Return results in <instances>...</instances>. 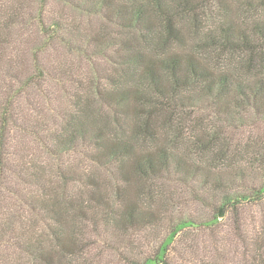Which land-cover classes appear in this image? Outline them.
<instances>
[{"label": "trees", "instance_id": "trees-1", "mask_svg": "<svg viewBox=\"0 0 264 264\" xmlns=\"http://www.w3.org/2000/svg\"><path fill=\"white\" fill-rule=\"evenodd\" d=\"M74 1L102 24L77 37L42 10L43 41L0 3V187L20 201L0 205V264H174L178 237L221 218L244 252L219 237L201 264H264V0ZM54 41L91 69L63 95ZM188 199L213 218L174 217Z\"/></svg>", "mask_w": 264, "mask_h": 264}, {"label": "rangeland", "instance_id": "rangeland-1", "mask_svg": "<svg viewBox=\"0 0 264 264\" xmlns=\"http://www.w3.org/2000/svg\"><path fill=\"white\" fill-rule=\"evenodd\" d=\"M3 2L4 4L6 2L7 6H11L14 11L19 10L20 13L23 15L24 20L27 21V23H33L31 26H29V29H27V26L24 27L26 29H23L25 31L27 30L28 34H30L31 32H33L35 35L38 34V36L36 35L33 37L34 41V38H38L39 41H43V37H41L40 27L38 25L39 23L36 24L38 21H36L35 19L36 17H39V12L42 10V13H44L46 17H48V20L50 19L51 22L52 20H61L66 24L65 26L70 28V30H72L77 37H86L89 34L90 30L97 29L98 26L102 24V21L98 16H95L94 14L91 15L86 12V10L78 8L74 0H0V3ZM24 13L26 14V18ZM29 15L32 16L31 19H34L36 21L35 23L32 22L31 19L27 18ZM15 25L13 24L12 26L14 27ZM16 30H20L19 25H17ZM50 51L53 54L52 57L54 56V58L58 59L62 65H65V68L69 71V75L67 76L68 81H64L61 84L57 81H49L46 85V88L48 87L47 89L48 91H50L49 93H59L63 95L62 91L64 88L69 87L70 89H74L76 87V82L73 78L79 76V74L83 75L91 69L90 67H88V62L85 60L83 54L77 53L75 50L73 51L69 49L65 45L61 44L59 41L53 42ZM47 61L50 62V60ZM4 78L6 79V81L8 80L7 77H5L4 75H0V89L2 99L7 95L12 94V90L5 84V81L3 80ZM23 94L24 95L21 98L25 101L27 98V94L25 92ZM39 98L42 103H45L46 101L45 104L46 106H48L47 100L40 96ZM47 121L48 123L50 122L49 119ZM20 141H23L22 137H20ZM24 142L26 143V145L28 144L29 146H35V143L31 139V137H28L26 140H24ZM66 158L68 159V161L73 162V165L76 169L80 168L82 155L78 154V156H67ZM48 161L53 162L51 159H48ZM71 184L74 186L76 192L80 194L81 185L77 183ZM167 187H169L170 189H174L175 191L174 187ZM113 192L114 190L112 189V197L114 195ZM189 196L191 195L189 194ZM19 204L20 201L17 197L10 195L3 188L2 190H0L1 206L5 205L7 206L6 209H8V211H12V209H15V206ZM253 209L255 211L257 210V208L255 207ZM171 213L174 217H180L182 215H185L187 217L190 216L202 221H209L213 218L214 215V212L210 208H207L204 203L201 204L192 199H188L184 204H181L178 207L171 209ZM250 213L251 209H248L246 212V214L248 215L246 216L249 219ZM1 214L2 212H0V215ZM222 219L223 218H221L217 222L214 221L210 227H207L204 224V226H198L199 229L186 230L184 232V235H189V237L186 240L187 242H185L184 240V246H181V241H183L181 238L183 235L178 237L179 242L177 239V242L172 244L170 247V257H172V259L174 260V264H201L203 260L206 259L205 256H216V252H218L216 249V243L219 247V237L222 238L223 242V248H218L219 254L227 253L229 255L231 253H234V251H238V258L239 256L241 258L245 246H243V244L239 240H237V236H233V232L231 231L233 229H229V227L225 225L226 221ZM160 234L165 236L166 232L164 230H161ZM217 237L218 241L215 242V239H217ZM140 242V247H144V250H149L148 248L146 249V247L150 246L151 244H148L143 239H141ZM160 244L161 243H158L157 246H159ZM99 246L100 248L103 247L102 244ZM109 255L110 258L108 257V261L110 262L104 260L102 263L106 264L108 262V264H117L116 262H118V257L116 258L115 254ZM216 259L217 258L214 257L211 261H216Z\"/></svg>", "mask_w": 264, "mask_h": 264}]
</instances>
